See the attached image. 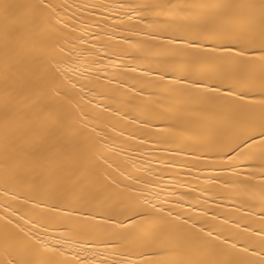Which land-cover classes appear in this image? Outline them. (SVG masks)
Wrapping results in <instances>:
<instances>
[{
  "label": "snow or ice",
  "instance_id": "snow-or-ice-1",
  "mask_svg": "<svg viewBox=\"0 0 264 264\" xmlns=\"http://www.w3.org/2000/svg\"><path fill=\"white\" fill-rule=\"evenodd\" d=\"M0 196V264H264V0H0Z\"/></svg>",
  "mask_w": 264,
  "mask_h": 264
},
{
  "label": "bare ground",
  "instance_id": "bare-ground-1",
  "mask_svg": "<svg viewBox=\"0 0 264 264\" xmlns=\"http://www.w3.org/2000/svg\"><path fill=\"white\" fill-rule=\"evenodd\" d=\"M131 39L132 40L142 39V37H131ZM113 86H115V85H113ZM129 95L131 96L133 94L130 93ZM98 102L101 104L108 103L107 101H104V100H100ZM115 106L116 105H113V107H115ZM109 143L111 144L112 141L109 140ZM134 143L135 142L133 141V142H129L128 145H122L119 142H117L114 145V148L117 152H119L121 149H124V157L130 158V164L135 163L137 165H141V164H145V162L147 161L146 166L154 169L156 175L163 177V181H161V183L171 185L168 188V191L163 193V195L168 200H170L172 202H175V200H176L175 196H170L168 194L171 191H176L178 194L189 191V189L187 187H175L174 182L171 181V179H170L169 171H167V170H165L163 172L160 171V169L162 168V165L159 164L158 161L150 160L149 156H147V155L140 157L135 151H133L132 150V144H134ZM160 154L161 153H154V155H160ZM176 171H182V170L177 169ZM239 171L241 173L239 179H247V174L249 171H251V169L245 166V167H241L239 169ZM192 175L203 177L206 175H215V174L211 173V172H202V173L193 172ZM220 176H221V180L215 185L216 189L219 190L220 194H215V193L201 194L199 191L192 193L193 196L200 197V200L207 201V203L203 205V208L207 210L209 219L212 218L213 214H216L219 217V219H217L215 222L216 223H222L224 214L232 212L237 208H240V201L241 200H249L250 202H253V203H259V198H260L259 185L261 183V174L258 170L254 173V175L251 178L248 186L236 185V184H229V185L225 186L223 181L232 177L231 171H224V172L220 173ZM184 178H186V177H181V179H184ZM202 183H203L202 180L193 181L194 185L195 184H202ZM252 186H255V187H252ZM156 191H159V189H156ZM230 193L236 194L238 196V198L235 201H233L231 199H226L225 197ZM3 200H4V197L0 196V202H2ZM180 203L184 205L183 208L179 209L180 211L188 213L192 216L201 215V204L199 201L184 200V201H180ZM20 210L23 211V209H20ZM258 211L259 210L257 209L256 212L258 213ZM2 213H3V208L0 207V214H2ZM243 215H245V211H239V212H236L235 216L232 217L231 219L235 220V219H237ZM254 218L258 220V215ZM47 234L49 236L58 235V233L54 229H49Z\"/></svg>",
  "mask_w": 264,
  "mask_h": 264
}]
</instances>
